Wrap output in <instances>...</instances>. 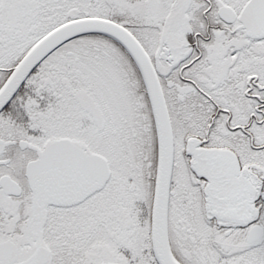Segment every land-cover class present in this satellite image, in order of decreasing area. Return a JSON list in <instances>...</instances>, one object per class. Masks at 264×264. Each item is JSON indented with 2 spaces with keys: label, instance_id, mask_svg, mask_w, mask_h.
<instances>
[{
  "label": "snow or ice",
  "instance_id": "1",
  "mask_svg": "<svg viewBox=\"0 0 264 264\" xmlns=\"http://www.w3.org/2000/svg\"><path fill=\"white\" fill-rule=\"evenodd\" d=\"M0 264H264V0H0Z\"/></svg>",
  "mask_w": 264,
  "mask_h": 264
}]
</instances>
